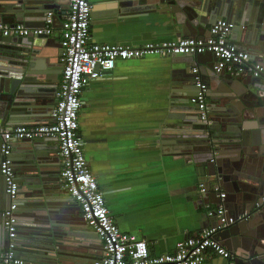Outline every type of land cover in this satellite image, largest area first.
Instances as JSON below:
<instances>
[{"label": "water", "instance_id": "water-1", "mask_svg": "<svg viewBox=\"0 0 264 264\" xmlns=\"http://www.w3.org/2000/svg\"><path fill=\"white\" fill-rule=\"evenodd\" d=\"M4 1L7 2L0 4V23L23 24L28 28H43L46 14L60 7V0H0V3ZM145 1L149 6H158L172 13L183 37L204 39L217 20H228L234 25L231 43L248 52L264 67V0ZM93 16L92 12V19ZM50 46L55 52L57 46L61 48L58 40L52 37H0V128L43 125L44 119L51 115L63 70L57 52L47 53L57 72L43 77L34 70L37 59L45 58V53L38 55L36 49ZM207 56L214 60L210 53L175 55V58L194 61ZM200 73L207 74L203 70ZM188 75L184 79L189 80ZM41 77L43 79H39ZM209 77V111L215 113L219 110L222 116L217 124L214 123V128L213 124L209 126L200 120L201 127L198 130L197 125V134L193 138L182 134L173 139H176L177 147L180 145L191 155L199 151L201 145L207 146L202 148L205 150L199 163L202 169H198L199 176L205 179V195L213 193L218 196L222 189L224 197L219 199L229 216L238 217L250 212L247 220L228 225L215 238L233 254L234 264H264V208H254L264 199V74L255 78L245 73L234 78L213 70ZM44 80L49 81L47 86L40 82ZM186 85L193 86L194 83L188 81ZM196 109L195 106L183 109L182 117L195 116ZM213 130L218 132L216 138L224 144L223 147L217 148L218 141L211 136ZM14 141L22 146L14 156L19 183L17 240L20 247L17 250L21 259L25 264L39 261L40 264H94L93 260L83 256L77 244L69 250L64 243L67 239L61 238V234L73 235L69 232L72 227L90 233L78 236L74 233L75 237L100 242L80 216L79 205L61 188L57 140ZM3 144L0 141V165ZM9 204L0 169V256L7 247L2 214ZM59 243L65 246L60 247Z\"/></svg>", "mask_w": 264, "mask_h": 264}, {"label": "crops", "instance_id": "crops-1", "mask_svg": "<svg viewBox=\"0 0 264 264\" xmlns=\"http://www.w3.org/2000/svg\"><path fill=\"white\" fill-rule=\"evenodd\" d=\"M92 1L91 35L95 43L139 47L190 38L183 37L179 32L172 13L158 6H149L145 0ZM58 5V10L53 12L56 33L52 38L60 43V31L68 20L70 0H60ZM208 36L209 33H206L204 39ZM56 49L59 58L60 48L57 46ZM36 50L38 55L45 53V58L37 59L35 72L43 77L57 72L56 66L50 63L51 59L47 58V53H56L55 48L51 50L50 46ZM250 60L260 64L251 55ZM214 63L210 56L194 61L175 56L120 61L107 76L91 82L81 96L83 107L79 125L84 152L107 200L110 215L123 232L146 241L152 255L173 252L180 241L198 235L204 228L215 226L217 219L209 217L208 210L225 206L217 195L201 192L205 179L199 176L198 169L205 153L202 148L206 145H201L200 150L191 155L180 145L177 147L176 139H173L182 134L193 138L197 134V125L198 130L201 127L198 110L195 116L186 118L182 117L183 109L194 107L191 98L188 99L198 91L193 70L198 68L199 72L203 70L208 74L200 73L209 88V74ZM186 74H189V80L184 79ZM61 76L62 73L60 80ZM188 81L194 85L187 86ZM40 82L47 86L49 81ZM221 116L219 110L210 112L213 128ZM44 121V124L51 123V115ZM217 133L213 130L211 136L215 139ZM214 141H218L217 148L224 146L217 138ZM21 149L18 141H12L13 163L14 156ZM224 193L220 189L218 195ZM228 204H231L230 201ZM71 228L69 232L73 235L61 234V238L67 239V243L64 241L67 248L71 250L74 248L72 245L77 244L87 259L94 262L100 260L103 256L102 241L87 237L80 239L78 235L90 233ZM64 243H59V246L64 247ZM17 246L20 247L18 240ZM17 255L21 258L19 250ZM204 264L228 262L212 257Z\"/></svg>", "mask_w": 264, "mask_h": 264}, {"label": "built area", "instance_id": "built-area-1", "mask_svg": "<svg viewBox=\"0 0 264 264\" xmlns=\"http://www.w3.org/2000/svg\"><path fill=\"white\" fill-rule=\"evenodd\" d=\"M92 1L70 0L67 22L60 31L59 61L63 66L56 93V103L49 124L21 128H0L3 159L0 169L5 179L9 206L3 212L7 247L0 256L1 264H25L17 255L19 231V183L11 158L13 140L56 139L61 160L60 183L62 189L81 209L85 224L103 244V256L94 264H204L209 258L223 259L234 264L233 254L215 237L228 225L247 220L250 212L234 217L220 206L209 208L208 216L219 224L204 228L198 235L180 241L173 252L152 255L146 241L123 232L110 215L107 200L85 156L79 118L83 107L81 96L93 81L112 72L117 62L139 60L150 56L168 58L175 55L200 56L212 54L213 70L230 77L248 73L255 78L264 74L261 64L252 63L250 54L238 49L230 41L234 25L226 19L216 21L205 39L184 38L139 47L122 44H100L92 40ZM55 15L46 14L43 28H28L23 24L0 23V37H53ZM197 94L191 103L197 108L199 119L206 125L212 123L208 105V85L201 78L198 68L193 70ZM205 193V185H201ZM219 193V191H218ZM223 199L224 194L218 195ZM210 207V206H208ZM256 210L264 208V199L255 204Z\"/></svg>", "mask_w": 264, "mask_h": 264}, {"label": "flooded vegetation", "instance_id": "flooded-vegetation-1", "mask_svg": "<svg viewBox=\"0 0 264 264\" xmlns=\"http://www.w3.org/2000/svg\"><path fill=\"white\" fill-rule=\"evenodd\" d=\"M92 1V0H91ZM93 2V1H92Z\"/></svg>", "mask_w": 264, "mask_h": 264}]
</instances>
